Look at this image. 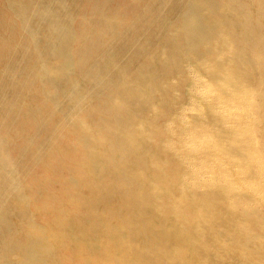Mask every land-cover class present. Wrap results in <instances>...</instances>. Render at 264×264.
<instances>
[{
  "label": "bare ground",
  "instance_id": "6f19581e",
  "mask_svg": "<svg viewBox=\"0 0 264 264\" xmlns=\"http://www.w3.org/2000/svg\"><path fill=\"white\" fill-rule=\"evenodd\" d=\"M0 264H264V0H0Z\"/></svg>",
  "mask_w": 264,
  "mask_h": 264
}]
</instances>
